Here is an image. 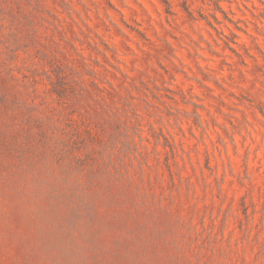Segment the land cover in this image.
<instances>
[{
    "label": "rangeland",
    "instance_id": "1",
    "mask_svg": "<svg viewBox=\"0 0 264 264\" xmlns=\"http://www.w3.org/2000/svg\"><path fill=\"white\" fill-rule=\"evenodd\" d=\"M0 264H264V0H0Z\"/></svg>",
    "mask_w": 264,
    "mask_h": 264
}]
</instances>
